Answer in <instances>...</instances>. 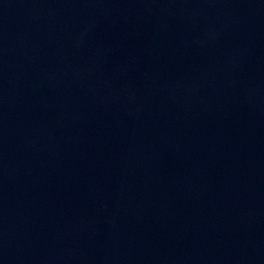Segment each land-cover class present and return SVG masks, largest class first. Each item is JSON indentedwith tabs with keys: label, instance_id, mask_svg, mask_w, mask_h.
<instances>
[{
	"label": "water",
	"instance_id": "95a60500",
	"mask_svg": "<svg viewBox=\"0 0 264 264\" xmlns=\"http://www.w3.org/2000/svg\"><path fill=\"white\" fill-rule=\"evenodd\" d=\"M0 264H264V0H0Z\"/></svg>",
	"mask_w": 264,
	"mask_h": 264
}]
</instances>
